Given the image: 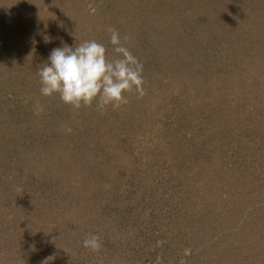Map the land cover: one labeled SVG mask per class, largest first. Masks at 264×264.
I'll return each mask as SVG.
<instances>
[{
	"label": "rangeland",
	"instance_id": "obj_1",
	"mask_svg": "<svg viewBox=\"0 0 264 264\" xmlns=\"http://www.w3.org/2000/svg\"><path fill=\"white\" fill-rule=\"evenodd\" d=\"M247 6L248 9L244 10ZM249 10L263 11L264 0H0V81L9 72L0 83V107L4 109L0 113V200H3L0 202V264H74L73 259L78 255L81 242L89 234L86 231L95 228L102 231L93 225L94 220L110 224L114 220L117 221L114 213L118 210L120 216L124 214L126 201L123 200V193L126 195L128 193V190L126 192L120 190L116 193V187L112 185L111 192L108 191L104 199L96 202V209L89 208V211L84 212L82 209L84 197L80 191L83 190L80 188L82 184L67 186L65 181L72 177L73 172L60 170L54 180L52 178L45 180L43 194L46 197L41 200V207L35 205L32 207L35 199L32 190L34 186H32L33 182L31 183V173L27 172L28 166L18 172L11 166L8 173L7 166L9 167L13 162L11 160L19 155L15 154L13 157V153L20 152L19 144L12 137L17 141L21 138L25 139L26 126H29L27 129L30 132L26 135L31 137V141L52 139L53 143L58 142L56 139H59L61 147L66 145L71 137H75V134L78 136V123L77 130L71 134L66 133L67 136L69 135L66 140L61 130L66 127L61 119L63 109H70V106L64 104L58 95L45 97L40 93L41 85L37 70L45 63L39 64L33 54H30L34 45L36 43L45 45L46 51L42 53H51L54 48L63 47L64 44L74 46L76 43L94 39L103 43L111 56L112 46L109 44L110 34L107 29L110 26L115 27L121 37L124 35L130 37L127 46L140 61L143 60L146 64V70L143 71V79L146 82L149 78L153 79V74L150 73L154 70L152 64L155 63L152 62L162 63L165 57L170 58L172 52L177 53L178 50H173L177 44L181 45V51L187 56L197 57L196 52L199 48H192V35L205 44L209 43L207 39L210 36L219 38L223 42L222 32L225 26L228 22L232 24L237 22L238 17L241 21L239 29L242 28V31L247 28V31L250 30L248 39L256 40L257 36L264 34V28L255 26L257 23H262V20L256 23L248 13ZM197 18L202 20L198 22ZM202 23L206 30L211 31V35L207 34L208 38L199 35L194 29L195 26L200 27ZM10 39L14 40L9 46L4 41L8 42ZM238 41L232 44H237ZM228 58L232 59V55L230 54ZM190 62L186 59L180 62L174 60L171 63L173 69L177 64V70L173 73L179 75L178 78L183 74L181 77L183 78L187 72H190ZM223 64L225 66V63ZM160 65L167 66V64ZM179 67L185 70L182 71ZM218 68L222 70L223 67ZM211 72L212 74L207 78L211 77V81H217L215 72L213 73L212 69ZM226 75L225 79L229 84L234 83L242 90L246 87L249 89L248 94H241L237 98H244L245 103L239 105L240 108H250L255 100L253 101L249 94L251 90L256 91V84L247 86L249 83L240 82L235 75L231 77ZM226 75L220 79L224 80ZM146 87L148 88L144 83V88ZM185 92H187L185 89L181 91L182 94ZM261 99L264 100V97ZM27 104L26 107H30L31 119L25 112L24 106ZM37 104L42 106L44 111L48 106L52 109L46 115L37 116L34 115ZM86 108L83 107V112L91 116ZM109 108L110 115L112 111L115 113L114 111L117 110ZM76 112L79 114L82 108ZM193 115L197 118L195 114ZM260 115L259 113V118L262 120ZM123 116L125 123L130 121L129 116L125 114ZM91 120L90 124L97 121L95 118ZM247 120L244 116H239L235 124H230L235 130H228L222 141H210L208 148L198 145L197 139L190 143V146L195 143L196 151L197 146L202 148L200 152L209 153L210 147H217L215 149L218 155L214 163L211 162L213 167L210 175H207V177L212 175L213 178V174H216L220 182L219 194L211 192L210 199L214 203L217 201V204H210L214 212H211L209 222L204 223V219L198 220L197 214L190 218L195 221L191 223L186 216L178 212V209L184 211L183 208L178 207L180 196L178 194H181L183 188H187L185 184L178 186L177 197L173 200L174 203L177 198V206L173 203L169 205L173 209L175 218L170 219L168 207H165L160 216L154 218L156 236L160 242L159 257L164 255L162 260L159 259L161 261L159 264H177L178 260L181 264H189L192 259L201 260V264H246L248 257L255 262L254 264H264V261H261V257H264V216L259 223H257L259 219L254 217L255 224H252L251 220L247 224L244 215L259 202L260 205L264 202V122L261 128H257ZM191 123L196 124L197 120ZM11 139L13 142H9ZM179 152L185 154L184 150ZM194 157H197V153L195 156H190L193 166L203 165L198 164V159ZM181 159L179 158L180 161ZM85 172L79 170L73 176L87 183ZM119 177L120 171L109 178L113 183L116 179L119 181ZM65 193L67 196L64 195ZM21 201L24 204L26 201L28 203L23 205ZM3 202L5 205L2 209ZM238 205L241 206L240 211L235 210ZM45 211L47 215L43 218ZM222 211L228 212L229 216L220 214ZM235 212L241 218L234 217ZM88 218L90 222L87 223L85 221ZM35 221L37 224L35 229L40 227L38 231L45 239L44 242L42 239L37 243L39 245L46 243L43 249L47 252L39 248L32 249L35 256L33 263L31 247L36 244L31 243L33 238L31 227L35 225L32 224ZM251 224L252 229H247L246 226ZM197 226H200L201 231L197 232L194 229ZM60 228L62 231L59 232ZM64 231L67 234L66 242L64 241L63 246L55 247L57 251L55 252L53 251L55 248H51L48 241L53 236L65 235ZM114 238L113 241L117 240V237ZM113 241L110 248H114ZM164 249L169 250L165 254L160 253ZM87 253L92 255L90 252ZM81 261L80 264L95 262L85 259ZM114 264H137V262L132 260Z\"/></svg>",
	"mask_w": 264,
	"mask_h": 264
},
{
	"label": "trees",
	"instance_id": "obj_2",
	"mask_svg": "<svg viewBox=\"0 0 264 264\" xmlns=\"http://www.w3.org/2000/svg\"><path fill=\"white\" fill-rule=\"evenodd\" d=\"M247 9L248 6L244 10ZM248 13L255 19V22L262 20V23L258 24L256 22V27L264 28V10H249ZM230 15H233V13H230ZM197 19L198 22L202 20V18ZM239 19L238 17L237 22H233V24L228 22V25L225 26V30L222 32L223 42L219 38L207 36V34L211 35V31L206 30L205 25L203 27L204 23L200 27L195 26L194 29L198 31L199 35L209 37L207 39L209 43L205 44L192 35V48H199L196 52L197 57L194 55L187 56L181 51V45L177 44L173 49L178 50L177 53L172 52L170 58L165 57V61H161L162 63H151L155 68L150 73L153 74V79L149 78L145 82L148 86V88H145L146 94L142 98H137L135 94H126L129 102L115 110V113L112 111V115L109 114L108 109L110 108L104 114H100L95 110V104L86 108L91 116L83 112V107L82 112L79 114L71 108L63 109L61 119L65 122L66 127L61 130L65 135V140L69 137L66 133L71 134L77 130V123L79 126L78 136L75 134V137H71L66 145L59 146V139H56L58 142L54 141L53 143L51 142L52 139L49 141L41 139L40 141H31V137L29 138L26 135L30 132L27 129L29 126L24 128L25 139L21 138L17 141L12 137L19 144L20 152L13 153V157L15 154L19 155L11 160L13 162L9 167L7 166L8 173H10L11 166L17 172L28 166L27 172L31 173V183L33 182L32 186H34L32 190L35 199L34 204L31 205L32 207L42 205L41 200L46 197L43 194V189L46 186L45 180L51 178L54 180L60 170L73 172L72 177L65 181L67 186L74 187L82 184L80 188L83 190L80 191L84 197L82 198L84 212L89 211V208L96 209V202L104 199L108 191L111 192L112 185H115L116 193L120 190L123 192L128 190L127 195L122 192L123 200L126 201L124 203L125 208H123L124 214L120 216L118 210L114 213V218L117 217V221L114 220L110 224L94 220L93 225H96L102 231L97 228L86 231L89 234L100 236L101 251L93 253L84 248L81 242L78 255L73 259L74 264H80L81 259L95 261L94 264L124 263V261L130 262L132 260L137 264H159L161 262L159 259L162 260L164 255L159 257L160 242L156 236L157 229L154 227V218L160 216L166 209L165 207H168L170 219L175 218L173 209L169 205H172L174 198L177 197L178 186L182 184H185L187 188H183L181 194H178L180 195L178 207L183 208L184 211L178 209V212L186 216V219L191 223L195 221L190 218L197 214L199 215L198 220L204 219V223L211 220V212H214L211 210V205L217 204V201L215 203L212 200L210 201L211 192L219 194L218 184L220 182L216 174H213V178L212 175L208 177L207 175H210V170L213 167L211 162L214 163L218 155L215 149L217 147H210L209 153L206 151L200 152L202 148L197 146L196 151L195 143L192 146H190V143L197 139L198 145L201 144L208 148L210 141H222L228 130H235L234 127H230V124H235L239 116H244L249 123L257 128H261L264 122V100L261 99V97H264V34L257 36L256 40H249L248 31L250 30L247 31V28H244L241 31L242 28L239 29L241 25ZM252 32L254 33L253 29ZM12 40L14 39H10L8 42L5 40L4 42L10 46ZM236 40H239L238 43L232 44ZM44 48L45 45L36 43L30 53L33 54L39 64L48 62L50 53H42L46 51ZM230 54L232 59L228 58ZM183 59L188 62L191 61L190 72H187V75L183 78H181L183 74L178 78L179 75L173 73L177 70V64L173 69L171 62L174 60L180 62ZM141 62L143 71H145L146 64L143 60ZM223 63H225V66ZM160 64H167V66ZM218 67L223 68L220 70ZM179 69L185 70V68L180 67ZM211 69L213 73L215 72L217 81H211V77L207 78L208 75L212 74ZM226 74L230 77L235 75L240 82L249 83L247 86L256 84V91L251 90V94H249L252 100H255L252 105L250 104V108H240L239 105L245 103L243 102L244 98H237L241 94H248L249 89L246 87L242 90L234 83L229 84L225 79ZM224 75H226L224 77L225 81L220 79ZM3 78L0 83H2ZM183 89L187 90L184 94L181 93ZM234 89L237 91H234ZM234 96L236 99H234ZM22 101L24 102V98H22ZM26 106L28 104L24 107ZM51 109L52 107L48 106V109L41 114L46 115ZM1 111H4V109L0 107V113H2ZM25 112L28 116L31 115L30 107H26ZM259 113L262 120L259 118ZM122 114L129 116L130 121L125 123ZM93 118L97 121H94L92 125L89 122ZM29 119H31V116H29ZM195 120H197L196 124L191 123ZM195 126L198 128H195ZM212 131L215 133H212ZM13 140L11 139L9 142H13ZM183 150L185 154L179 152ZM196 153L197 157L194 158L198 159V164H203L197 167L193 166L190 158V156H195ZM179 158L184 161L182 159L180 161ZM79 170L86 171L87 183L73 176ZM118 171H120V180L116 179L112 183L113 180L109 177ZM124 176L127 178H124ZM107 179L108 182H106ZM64 195L67 196L66 193ZM87 199L88 203L86 204ZM2 201L0 200V202ZM176 202L177 198L173 203L174 206H177ZM21 203L23 202L21 201ZM27 203L28 201L23 205H27ZM1 204L3 209L5 203ZM259 205L260 202L255 208L244 214L247 224H249V220L253 222L252 224H255L254 217L257 220L259 219L257 223L261 221V217L264 216V202L260 205L261 207ZM235 210L240 211L241 206L238 205ZM216 213L218 215V212ZM220 214L229 216L226 211H222ZM46 215L45 211L43 218ZM233 216L241 218L236 212ZM85 222H90L89 218ZM155 223L157 224V222ZM32 224L31 237L33 238H31V243L36 244V246L31 247L33 262L35 256L32 249L39 248L45 251L43 248L46 243L44 245L37 243L42 239L44 242L45 239L40 235V227L35 229L36 221ZM252 224L247 225L246 228L252 229ZM132 225L133 228H131ZM194 229L197 232L201 231L200 226ZM60 231H62L61 228ZM63 235L53 236L48 241V245L51 248H58V245L63 246L67 234ZM114 237H117V240L113 241ZM112 241L115 244L114 248L109 247ZM56 248L53 251L57 252ZM168 250L164 249L160 253L165 254ZM246 261H248L245 262L246 264L255 263L252 262L253 260L250 257ZM261 261H264V257H261ZM201 263V260L192 259L189 264ZM177 264H181L180 260L177 261Z\"/></svg>",
	"mask_w": 264,
	"mask_h": 264
},
{
	"label": "clouds",
	"instance_id": "obj_3",
	"mask_svg": "<svg viewBox=\"0 0 264 264\" xmlns=\"http://www.w3.org/2000/svg\"><path fill=\"white\" fill-rule=\"evenodd\" d=\"M107 31L111 56L108 48L94 39L54 48L48 62L37 70L41 95H58L73 111L95 104L100 114L109 107L119 109L126 105L129 102L126 94L142 98L146 94L143 64L127 46L130 37H121L115 27L110 26ZM43 111L37 104L34 115ZM82 245L93 253L102 249L101 238L96 234L86 235Z\"/></svg>",
	"mask_w": 264,
	"mask_h": 264
}]
</instances>
